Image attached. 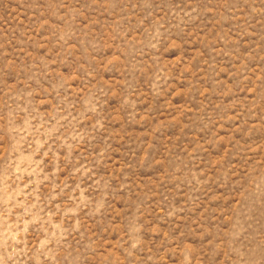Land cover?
<instances>
[{"label": "rangeland", "instance_id": "1", "mask_svg": "<svg viewBox=\"0 0 264 264\" xmlns=\"http://www.w3.org/2000/svg\"><path fill=\"white\" fill-rule=\"evenodd\" d=\"M0 264H264V0H0Z\"/></svg>", "mask_w": 264, "mask_h": 264}]
</instances>
